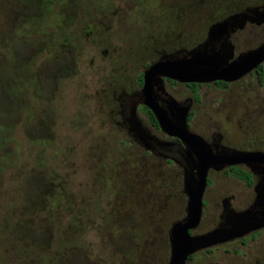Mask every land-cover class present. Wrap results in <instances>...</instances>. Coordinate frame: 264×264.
<instances>
[{"label":"rangeland","instance_id":"obj_1","mask_svg":"<svg viewBox=\"0 0 264 264\" xmlns=\"http://www.w3.org/2000/svg\"><path fill=\"white\" fill-rule=\"evenodd\" d=\"M263 5L0 0V264H167L168 231L185 213L182 171L120 129L117 99L137 91L161 53L195 47L213 22ZM246 24L232 36L235 56L264 42V23ZM170 93L189 95L184 86ZM200 96L197 135L264 153V76ZM208 178L198 234L214 226L226 191H244L224 170ZM256 248L262 256L264 232Z\"/></svg>","mask_w":264,"mask_h":264},{"label":"water","instance_id":"obj_2","mask_svg":"<svg viewBox=\"0 0 264 264\" xmlns=\"http://www.w3.org/2000/svg\"><path fill=\"white\" fill-rule=\"evenodd\" d=\"M246 23L256 26L263 24L264 8L250 7L212 25L202 45L179 56H165L150 64L143 72L141 104L153 114L159 129L165 135L179 140L185 150L163 142H155L154 146L165 152L170 159L174 160L178 156L182 161L190 163L184 167L187 214L185 220L174 224L170 230L171 253L168 264H185L187 257L196 252L245 236L264 226V213L257 218L248 210L229 215L223 227L206 234L190 235L202 216L203 193L209 170L243 167L249 173L264 174V153L229 150L213 152L203 138L189 129L187 115L190 107H183L169 117L157 103L154 93V88L163 78L182 83L233 82L257 71L264 63V42L255 49L235 56L234 47L229 41L230 35L241 30Z\"/></svg>","mask_w":264,"mask_h":264},{"label":"flooded vegetation","instance_id":"obj_3","mask_svg":"<svg viewBox=\"0 0 264 264\" xmlns=\"http://www.w3.org/2000/svg\"><path fill=\"white\" fill-rule=\"evenodd\" d=\"M260 7L264 8V5ZM248 8L242 9L241 11H239V13ZM234 14H238V13H234ZM234 14H230L222 19L213 22L208 27L207 33L212 25L229 18ZM247 24L256 26L255 24H251V23H247ZM235 33L236 32L230 35L229 41L231 42V44H232V36ZM206 39H207V34L204 41L195 47L181 48L179 50L174 51L173 53H168V54L161 53V55L155 61L148 63L147 67L142 71V73L140 74L142 75V80H143V72L148 68L150 64L160 61L165 56H171V55L179 56L181 54H185L186 52L202 45ZM139 76L137 77L135 83L137 91L132 93L131 95L127 93H123L117 99L119 103V110L116 112V114L119 116V120H120L119 122H117V125L120 127L122 131L125 132V134L128 137L131 138L133 143H136L145 151L144 153L146 155L151 157L154 156L157 161H164L166 164L176 165L182 171V192L186 197L185 213L183 218L177 220L175 223L171 225L168 231V237L170 238V230L173 227V225L180 221L185 220L186 218L188 197L184 189V173H185L184 167L190 165V163L182 161L181 159L178 158V156L175 155H174L175 156L174 160L170 159L167 157L168 155L165 154V152L158 150L157 147L154 146L155 142H163V143L174 144L185 150V146H183L179 140L165 135L159 129L157 122L156 125H154L150 120L149 116L147 115V113L143 110V108H147V107L141 104L142 98L140 95V90L142 85H139ZM232 83L233 82H223V81L210 82L209 84L182 83L168 78H163L160 84H158L154 88V93L157 103L167 113L169 117H171L175 112H177V110L180 111L181 108L189 106L190 109L187 115V123L189 129H191L190 123L194 114L193 108L201 102L200 90L205 86L212 85L215 87V89L224 91L227 90ZM180 86H184L187 89L189 95L185 96L184 98H175L170 93V90L176 92ZM201 138H203V140L209 145L210 149L213 152L221 151V150L239 151L238 149L225 145L222 142V138H223L222 135L216 132L208 135V137L201 136ZM250 152H259V151H250ZM237 168L247 171L243 167L242 168L237 167ZM230 170L231 168L224 170V174L228 178H230V182L242 185L244 187V191H242L238 195L231 193L230 190L226 191V193H224L220 197L219 206H218L220 210L216 217L214 226L208 231H205L204 233H200V234L195 233L197 229L196 228L190 231V235L194 236V235L206 234L212 231L213 229L223 227L227 217L232 213H240L249 210L252 211L257 218L261 217V215L264 213V174L256 173V172L249 173L247 171L249 173V179H244L230 175L228 173ZM211 184L212 182L208 178L206 188L209 187ZM207 204L208 201L203 199L202 209L205 208ZM203 215H204V211L202 212V217ZM263 232H264V226L246 234L245 236L235 238L225 243H221L212 246L210 248L204 249L202 251L196 252L195 254L187 257L185 264H264V254L262 256H259L256 248L257 242L259 239H261ZM217 250H221L222 254L218 256L215 255L214 253ZM169 259H170V255H169ZM169 259H168V263H169Z\"/></svg>","mask_w":264,"mask_h":264},{"label":"trees","instance_id":"obj_4","mask_svg":"<svg viewBox=\"0 0 264 264\" xmlns=\"http://www.w3.org/2000/svg\"><path fill=\"white\" fill-rule=\"evenodd\" d=\"M263 76H264L263 67H262V65H260L257 68V78H258L259 83H262ZM142 83H143L142 75H140L139 76V85H142ZM143 110L147 113V115L149 116L152 123L154 125H156L155 118H154L153 114L150 112V110L147 108H143ZM228 173L232 176H236V177H240V178H244V179H249V173L247 171L239 169L237 167H231V170Z\"/></svg>","mask_w":264,"mask_h":264}]
</instances>
